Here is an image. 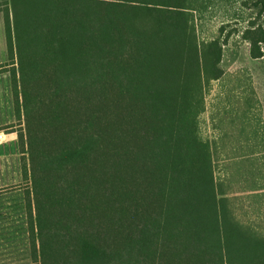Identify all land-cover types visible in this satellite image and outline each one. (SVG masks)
<instances>
[{
    "label": "trees",
    "instance_id": "1",
    "mask_svg": "<svg viewBox=\"0 0 264 264\" xmlns=\"http://www.w3.org/2000/svg\"><path fill=\"white\" fill-rule=\"evenodd\" d=\"M11 5V64L30 34L48 63L43 89L28 90L23 60L20 85L13 72L33 264H264V235L237 219L199 133L226 26L200 43L197 0ZM254 6L241 37L260 58L264 0Z\"/></svg>",
    "mask_w": 264,
    "mask_h": 264
},
{
    "label": "rangeland",
    "instance_id": "2",
    "mask_svg": "<svg viewBox=\"0 0 264 264\" xmlns=\"http://www.w3.org/2000/svg\"><path fill=\"white\" fill-rule=\"evenodd\" d=\"M255 1L197 0L199 9L192 15L200 43L219 35L223 24L226 26L224 34L231 33L221 78L205 81V109L198 117L199 133L211 143L216 181L220 187L221 182L226 184L237 219L264 235V154L254 153L251 160L242 158L240 154L249 150V144L245 134L239 132L241 121L234 119L235 113L230 112L232 108L236 110L231 104L236 105L242 96H250L252 106L256 101L252 121L255 111L257 134L254 136L252 131L254 140L250 148L264 149V144L255 142L256 137L257 141L264 142V56L251 57L250 44L241 37L250 17L256 14ZM11 6V0H0V264H33L25 212V195L30 182L23 175L18 142V132L24 129L25 123L23 111L19 115L15 108L13 72L17 71L20 85L19 66L23 60L28 90L43 89L46 83L42 79L39 82V78L36 82L35 77L37 73L46 78L48 63L41 60L39 39L34 40L30 34L28 43L23 42V51L15 48L16 63L11 64L6 27L7 12L13 19ZM259 21L264 24V16ZM262 49L264 51V43ZM236 141L243 143L239 146L241 150L234 152L230 148H238ZM223 145L229 150L221 152ZM233 156L237 158L231 159Z\"/></svg>",
    "mask_w": 264,
    "mask_h": 264
},
{
    "label": "crops",
    "instance_id": "3",
    "mask_svg": "<svg viewBox=\"0 0 264 264\" xmlns=\"http://www.w3.org/2000/svg\"><path fill=\"white\" fill-rule=\"evenodd\" d=\"M229 92V91H227ZM229 96L226 95V98H228ZM225 98V99H226ZM229 101V99H228ZM256 101H254V105L252 106V99L251 97L249 96L246 97V96H242L241 98H239L237 101H236V105H233V103L231 104L232 106H236V110H233L230 109V112H234L235 113V117L234 119H238L241 121V126L239 128V132L240 134H245V137L247 138V141H248V144H249V150L247 151H251L252 147L250 148V144L252 143V131H253V135L255 136L257 134V115L254 111L253 113V121H252V109L253 110H256ZM230 108V107H229ZM229 113V112H228ZM238 115V117H237ZM252 126H253V129L252 130ZM256 132V133H255ZM223 135H228V134H224V133H221ZM236 142H239L236 146L238 148H235V147H231L230 149H234L233 151L235 152V149L237 150H241L239 146H241V144L243 143L242 141H236ZM228 151L229 148L226 147V145H223L222 148H221V152H225V151ZM245 150V152H247ZM237 158V156H233V158L231 159H234V158Z\"/></svg>",
    "mask_w": 264,
    "mask_h": 264
}]
</instances>
